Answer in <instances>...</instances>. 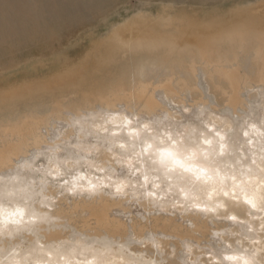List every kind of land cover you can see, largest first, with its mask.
<instances>
[{
	"label": "clouds",
	"instance_id": "1",
	"mask_svg": "<svg viewBox=\"0 0 264 264\" xmlns=\"http://www.w3.org/2000/svg\"><path fill=\"white\" fill-rule=\"evenodd\" d=\"M253 7L226 25L140 12L44 76L0 69V264H264Z\"/></svg>",
	"mask_w": 264,
	"mask_h": 264
},
{
	"label": "rangeland",
	"instance_id": "2",
	"mask_svg": "<svg viewBox=\"0 0 264 264\" xmlns=\"http://www.w3.org/2000/svg\"><path fill=\"white\" fill-rule=\"evenodd\" d=\"M251 4L255 5L256 0H103L102 11H92L84 18L78 15L64 29L48 33L47 46L42 39L35 38L13 55L2 57L0 69L9 82L44 76L47 73L42 65L51 66L64 58L79 60L99 35L115 25H130L140 12L150 13L153 17L190 15L202 20L212 13L230 17V10L237 7L249 6L251 11H255ZM9 45L0 44L10 53Z\"/></svg>",
	"mask_w": 264,
	"mask_h": 264
},
{
	"label": "bare ground",
	"instance_id": "3",
	"mask_svg": "<svg viewBox=\"0 0 264 264\" xmlns=\"http://www.w3.org/2000/svg\"><path fill=\"white\" fill-rule=\"evenodd\" d=\"M103 7V0H0V44H10V53L0 46V59L13 55L22 46H28L35 38L42 39L41 41L47 46L48 33L64 29L78 15L84 18L92 11H102ZM248 7L231 9L230 17L212 13L202 20L190 15L178 19L197 26L226 25L229 22L254 18L252 16L254 11ZM43 47L44 45L41 48Z\"/></svg>",
	"mask_w": 264,
	"mask_h": 264
}]
</instances>
